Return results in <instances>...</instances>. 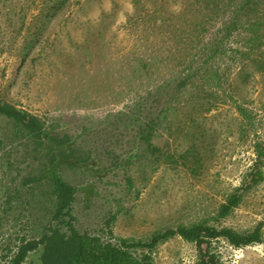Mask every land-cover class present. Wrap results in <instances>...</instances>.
Listing matches in <instances>:
<instances>
[{
	"label": "rangeland",
	"instance_id": "obj_1",
	"mask_svg": "<svg viewBox=\"0 0 264 264\" xmlns=\"http://www.w3.org/2000/svg\"><path fill=\"white\" fill-rule=\"evenodd\" d=\"M220 20L201 0H0V99L80 139L103 177L62 171L73 186L94 190L76 195L77 228L151 264L197 260L178 236L154 250L137 247L156 232L197 222L246 232L264 221V180L216 218L264 139V74L240 63L243 40L201 52ZM158 101L167 111L153 152L137 134ZM9 127L0 118V134ZM20 152L21 143L0 144V264L27 234V213L4 206L14 176L29 171ZM214 247L224 264H264L263 245ZM38 256L24 264H40Z\"/></svg>",
	"mask_w": 264,
	"mask_h": 264
},
{
	"label": "trees",
	"instance_id": "obj_2",
	"mask_svg": "<svg viewBox=\"0 0 264 264\" xmlns=\"http://www.w3.org/2000/svg\"><path fill=\"white\" fill-rule=\"evenodd\" d=\"M201 1L216 14L217 19H221L212 28V35L204 40L201 48L203 55L216 51L222 53L227 47L234 48V39L241 38L243 42L238 44L243 50L240 63L252 64L255 72L264 74V0H240L241 5L234 12L230 6L237 0ZM134 3L136 7L139 0H134ZM188 68L183 78L186 81L191 79L192 64ZM161 105L160 101L154 102L152 112L138 125L137 141L153 152H160L152 144V139L167 111L164 105L158 109ZM237 111L245 116L241 106H237ZM0 118L10 124L8 132L0 134L2 148L21 143L20 153L27 157L29 167V171L16 174L6 188L5 213L14 210H19L20 214L27 213V234L19 239L14 250H10L6 264H24L38 252L40 264H151L118 245L107 244L98 236L83 233L77 228L74 214L76 195L82 192L85 198H89L94 190L91 185L73 186L63 177L62 171L81 170L92 178L103 177L97 160L79 149L81 144L77 136L71 137L63 133L60 124L46 121L2 99ZM253 153L252 165L240 185L219 206L217 219L227 217L239 206L245 194L264 180V139L254 142ZM129 161L131 155L125 163ZM118 162H121L120 159L112 165L117 166ZM106 169L103 167L104 171ZM263 227L264 221L246 232L207 222L178 225L156 232L146 241L137 242V247L154 250L178 236L194 245L197 252L195 264H224L215 250V243L223 240L237 249L260 244L264 250Z\"/></svg>",
	"mask_w": 264,
	"mask_h": 264
}]
</instances>
